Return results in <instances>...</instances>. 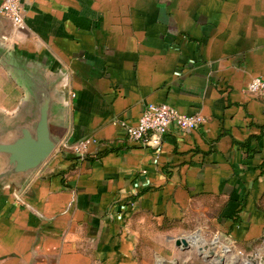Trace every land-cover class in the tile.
Returning a JSON list of instances; mask_svg holds the SVG:
<instances>
[{"label":"crops","instance_id":"0c3cea01","mask_svg":"<svg viewBox=\"0 0 264 264\" xmlns=\"http://www.w3.org/2000/svg\"><path fill=\"white\" fill-rule=\"evenodd\" d=\"M22 3V30L0 13L2 139L46 93L61 139L26 181L0 156V264H178L195 230L259 264L264 98L246 89L264 77V0ZM160 103L203 123L130 141L120 122Z\"/></svg>","mask_w":264,"mask_h":264},{"label":"built area","instance_id":"2783aa9c","mask_svg":"<svg viewBox=\"0 0 264 264\" xmlns=\"http://www.w3.org/2000/svg\"><path fill=\"white\" fill-rule=\"evenodd\" d=\"M0 13L8 18L16 29L24 28L22 0H2ZM246 90L252 96L264 98V77L253 78ZM202 123L203 118L199 114L183 115L169 104L160 103L144 106L135 126L126 125L123 121L120 125L125 129L130 141L143 146H158L163 136L173 131L195 130ZM91 142V139L79 141L74 145L73 151L82 154Z\"/></svg>","mask_w":264,"mask_h":264},{"label":"water","instance_id":"95a60500","mask_svg":"<svg viewBox=\"0 0 264 264\" xmlns=\"http://www.w3.org/2000/svg\"><path fill=\"white\" fill-rule=\"evenodd\" d=\"M51 112L49 94H42L31 124L18 126L14 137L9 140L2 139L3 132L0 130V156L5 159L6 175H21L26 181L53 153L61 136L51 126ZM175 245L182 250L190 249L183 238L176 239ZM210 254L213 255V252ZM259 264H264V258H260Z\"/></svg>","mask_w":264,"mask_h":264},{"label":"rangeland","instance_id":"374dc122","mask_svg":"<svg viewBox=\"0 0 264 264\" xmlns=\"http://www.w3.org/2000/svg\"><path fill=\"white\" fill-rule=\"evenodd\" d=\"M195 235H198L200 237V241L193 243L191 241V238ZM181 238H183L187 241L188 245L190 246V249L182 250L184 253H183V257L179 258L180 261H182L181 263L179 262L180 264L187 263V260H189V259H197V260H200L201 262L205 261L204 262L205 264H228V262H229V254L228 253L229 252L226 254L222 253L220 251L221 246L214 248V244H213L214 239H212L213 238L212 235L209 237L203 238L201 233H199L198 231L195 230V231H191L189 233H184L182 236L179 237V239H181ZM210 241H211V244H210ZM201 243H204V244H201ZM199 244H200V246H199ZM202 249H203V251H202ZM200 250H201V252H200ZM210 252H213V255H211ZM244 257H245V255L243 257L239 255V258H241L243 262L245 260Z\"/></svg>","mask_w":264,"mask_h":264},{"label":"bare ground","instance_id":"6f19581e","mask_svg":"<svg viewBox=\"0 0 264 264\" xmlns=\"http://www.w3.org/2000/svg\"><path fill=\"white\" fill-rule=\"evenodd\" d=\"M199 238H200V237H199ZM199 238H194V239H192V238H191V240H193V242H195V243H196V241H199V240H200ZM215 243H216V242H215ZM222 250H223V249H222ZM224 251L226 252V251H227V249L225 248V249H224Z\"/></svg>","mask_w":264,"mask_h":264}]
</instances>
